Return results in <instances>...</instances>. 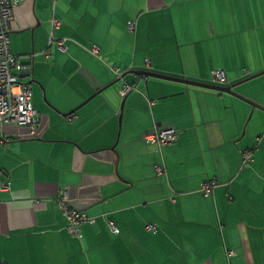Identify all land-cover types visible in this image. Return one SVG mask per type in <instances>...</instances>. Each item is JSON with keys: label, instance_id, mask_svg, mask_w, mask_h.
I'll return each instance as SVG.
<instances>
[{"label": "crops", "instance_id": "crops-1", "mask_svg": "<svg viewBox=\"0 0 264 264\" xmlns=\"http://www.w3.org/2000/svg\"><path fill=\"white\" fill-rule=\"evenodd\" d=\"M9 41L41 105L35 136L0 125V261L264 264V0H25ZM163 128L175 141L145 142ZM63 190L94 218L81 237Z\"/></svg>", "mask_w": 264, "mask_h": 264}, {"label": "built area", "instance_id": "built-area-1", "mask_svg": "<svg viewBox=\"0 0 264 264\" xmlns=\"http://www.w3.org/2000/svg\"><path fill=\"white\" fill-rule=\"evenodd\" d=\"M25 0H0V125L14 124L27 127L29 136H35L37 130V112L32 106V92L29 85L20 79V74L24 70V66L19 59L11 53L9 30L13 19L14 9ZM57 19L52 20V26H58ZM129 31L134 30V23H127ZM63 46V42L60 43ZM97 47L91 48V53L97 55ZM115 70V69H113ZM17 73V75L14 74ZM215 80L222 84L224 74L222 71L213 72ZM132 90V87L126 85L120 92L126 95ZM148 144L164 145L171 143L176 139V130L174 128H163L148 133L144 137ZM251 159V150L243 152V162L247 163ZM158 174L161 169L157 167ZM217 185L216 181L210 180L202 185L204 195H209L213 188ZM57 204L67 219L66 230L75 237H81L80 225L82 223H93L94 218L88 217L85 213L78 211L68 204L67 191L63 190L58 194ZM108 225L113 232L118 233L119 229L112 221H108ZM148 230H154L152 225H146ZM230 254V253H229ZM0 264H6L0 261Z\"/></svg>", "mask_w": 264, "mask_h": 264}, {"label": "water", "instance_id": "water-1", "mask_svg": "<svg viewBox=\"0 0 264 264\" xmlns=\"http://www.w3.org/2000/svg\"><path fill=\"white\" fill-rule=\"evenodd\" d=\"M130 73L132 74H136L140 77H152V78H157V79H162V80H167V81H175V82H181V83H184V84H187V85H192V86H197V87H202V88H206V89H212V90H216V91H220V92H223V93H227V94H231V95H234L238 98H242L240 97L239 95L233 93L232 91V88L234 87L233 85L232 86H223V85H217V84H209V83H203V82H198V81H193V80H189V79H183V78H176V77H171V76H167V75H163V74H159V73H154V72H149V71H130ZM124 76V75H123ZM256 76V75H254ZM250 78H253V77H250ZM250 78L248 79H245L244 81L246 80H249ZM244 81H241V82H244ZM36 81L34 80H30L29 82H26L25 84L27 85H31L32 83H34ZM239 82V83H241ZM237 83V84H239ZM110 86V85H108ZM98 92L94 93L91 97H89L88 99H86V101H84L82 103L85 104L86 102H88L91 98H93ZM243 99V98H242ZM124 102L125 100L122 101L121 103V107H120V114H119V127L121 126V118H122V111H123V106H124ZM80 105V106H82ZM79 106V107H80ZM79 107H76L75 109L71 110L70 112L68 113H65L64 116L66 117H69L70 115H72ZM257 106L256 105H253V108H256ZM119 136V134H118ZM117 140H118V137H117ZM117 142V141H116Z\"/></svg>", "mask_w": 264, "mask_h": 264}, {"label": "rangeland", "instance_id": "rangeland-1", "mask_svg": "<svg viewBox=\"0 0 264 264\" xmlns=\"http://www.w3.org/2000/svg\"><path fill=\"white\" fill-rule=\"evenodd\" d=\"M14 74L17 75V73H15V72H14ZM31 92H32V98H31L32 105H33L34 109L37 111V109H36L37 106L39 107V104L41 105V103L39 102L40 96L37 95V92H35L33 89H31ZM250 116H252V114H250ZM120 130H122V128ZM118 131H119V127H118V130H117V133H116V137L118 135ZM119 133H120V137H121V131H119ZM120 137H119V141H120Z\"/></svg>", "mask_w": 264, "mask_h": 264}]
</instances>
